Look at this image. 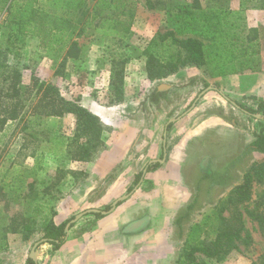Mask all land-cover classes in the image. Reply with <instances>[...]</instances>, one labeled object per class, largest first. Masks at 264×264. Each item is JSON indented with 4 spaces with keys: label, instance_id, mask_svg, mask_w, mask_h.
<instances>
[{
    "label": "rangeland",
    "instance_id": "374dc122",
    "mask_svg": "<svg viewBox=\"0 0 264 264\" xmlns=\"http://www.w3.org/2000/svg\"><path fill=\"white\" fill-rule=\"evenodd\" d=\"M126 1L135 9L133 19L120 17L124 27L130 25L129 33L123 39L103 37L89 25L84 34L73 37L81 47L79 60L66 59L69 45L46 51L37 38L20 37L16 43H12L14 40L10 42L9 34H14L16 28L8 26L6 15L0 12V50L11 52L6 53L0 68V106L6 110L16 108L19 115L0 132V264H28L34 246L44 238L47 223L65 225L66 228L77 215L87 210L108 212L116 200L129 195V190L134 191L138 186L139 191L129 197V204L126 201L122 205L133 207L144 203L145 207L138 210L137 216L147 215L151 235L159 232L169 235L162 238L173 251L169 252L167 262L178 264L184 238H179L180 225L176 222L185 215L186 206L199 197L202 209L194 211L191 218L183 222L184 236L205 215L219 210L231 187L241 183L248 170L263 163L253 153L247 152L243 158L241 155L245 153L246 143L248 145L253 135L261 131L264 123L255 117L245 116L219 93L210 92L208 98L197 103L182 125L172 128L175 140L169 147L167 162L164 165L153 164L144 177L137 179L151 161L163 159L165 125L190 108L200 93L207 89L205 81L217 85L213 84L205 68L193 69L189 74L191 78L187 72L180 80H150L147 73L149 55L167 61L159 35L176 29L177 24L173 21L175 11L186 6L206 7L209 0ZM94 5L95 2L90 0L89 8L80 15V19L93 14ZM243 7H264V0H243ZM109 13H100L92 26ZM228 34L236 33L231 30ZM16 51L19 53L17 58L14 57ZM241 68L242 62H234L224 70L235 73ZM15 71L21 75L18 83L31 88L11 99ZM121 71L124 72V84L119 88L122 101L118 103L116 84ZM42 82L55 86L65 99L80 98L81 105L92 112H97L100 106L110 111L108 116L102 114L104 145L93 152L92 158L78 160L87 139L79 135L74 116H48L50 107L42 102L45 88L38 91ZM184 84L187 85L180 86ZM161 85H173L174 90L159 95ZM226 96L249 109L258 105L255 97L238 95L236 91L231 90ZM215 101L222 108H215ZM219 110L226 113L229 128L215 130L206 138L219 143L224 136L221 144H210L205 148L194 144L189 151L191 157H176L174 146L186 129L200 124ZM100 111L104 113V110ZM226 144L230 146V157L224 156L229 154ZM216 154L223 157H212ZM230 167L233 168L229 176L230 187L222 184L211 188L212 183L220 181ZM113 186L115 191L111 189ZM253 193L256 197L240 208L252 243L248 247L240 243V250L223 262L197 255L195 263L263 264L260 236L264 232L260 231V222L253 220L247 211L263 216L264 190L255 188ZM225 215L229 216L228 213ZM100 220L96 214L85 215L72 225L69 235L64 237L65 245L71 239L93 232ZM145 222L147 220L136 222L130 229H140ZM218 223L216 220L206 233L207 241L215 238ZM61 250L62 247L56 250L49 243L42 245L40 250L37 249L38 264H71L72 255H63Z\"/></svg>",
    "mask_w": 264,
    "mask_h": 264
},
{
    "label": "trees",
    "instance_id": "16d2710c",
    "mask_svg": "<svg viewBox=\"0 0 264 264\" xmlns=\"http://www.w3.org/2000/svg\"><path fill=\"white\" fill-rule=\"evenodd\" d=\"M93 1L95 2L94 13L88 15L86 19H80V15L89 8L90 0H0V12L6 15L5 23L16 28L14 34H9L10 42L14 40L12 43H16L20 37H33L40 40L42 48L46 51H53L63 44L64 46L69 45L66 59L79 60L81 47L73 40L75 35L84 34L86 28L91 25L94 32L100 36L123 39L129 33L130 25L124 27L120 17L128 16L133 19L135 16V9L130 7L129 1ZM105 11L110 13L92 26L93 21L98 19V15ZM233 19L235 18L234 13L230 10V0H209L206 7L198 5L179 7L175 11L173 20L177 24L176 29L159 35V40L165 47L164 56L167 57V61L163 62L153 55H149L147 60L148 78L150 80L166 79L186 67L205 68L212 77L222 76L233 73L225 71L224 68H228L230 64L238 61L242 62L239 72L258 70L259 63L254 60L259 53V46L254 41L256 36L249 35L248 38L251 37V40L247 41L241 36L243 30L238 19ZM231 30L236 34H228L231 33ZM6 53L10 54L11 52L8 49L5 53L0 50V68L3 66ZM20 80L21 75L15 71L14 95H11V99L19 97L20 93L31 88L19 84ZM118 80L116 91L119 95L118 103H120L122 92L119 91V88L124 84L123 71L118 74ZM205 85L207 88L209 87V84L205 83ZM38 86V91L45 88L42 102L50 107L48 116L72 115L76 118L79 135L87 139L86 145L82 146L78 160L84 161L87 158H92L93 152L104 145L102 136L105 127L99 117L83 107L80 98L65 99L59 95L55 86L46 85L45 82ZM246 112L252 116H261L264 122V101L260 102L256 109H246ZM17 113L16 108L6 110L0 106V132L4 131L9 121L18 119ZM255 138L252 147L260 154H264V127L259 134L255 135ZM232 169L230 168L228 174L223 176L220 181H214L211 188L222 184L228 186ZM144 176V172H141L137 179ZM263 179L264 162L248 170L244 174L242 182L233 187L221 201L219 210L205 215L204 219L194 225L184 236L183 222L191 218L194 211L202 209L201 200L199 197H195L186 206L185 215L176 222L180 225L179 238L181 240L184 238V249L179 256L178 264H198L195 263L197 255L223 262L233 252L240 250V243H244L248 247L252 243V236L246 231L244 213L240 208L252 200L254 183ZM129 192H133V189H130ZM225 213H228L229 216L227 217ZM247 213L253 220H258L260 225L263 223V218L256 216L254 211H247ZM96 216L103 217L100 214H96ZM216 220L219 223L215 238L207 241L206 233L213 228ZM64 227L65 225L56 226L52 222L47 223L43 240L59 250L66 242ZM26 228L30 230L29 227ZM28 264L35 263L29 259Z\"/></svg>",
    "mask_w": 264,
    "mask_h": 264
},
{
    "label": "crops",
    "instance_id": "0c3cea01",
    "mask_svg": "<svg viewBox=\"0 0 264 264\" xmlns=\"http://www.w3.org/2000/svg\"><path fill=\"white\" fill-rule=\"evenodd\" d=\"M230 10L234 13L235 16H237L238 22L240 23L241 29L243 30L241 36H243V38H245L247 41L251 40V37L256 36V39L254 38V41L259 46V53L254 58V60L259 63L258 70L254 72L245 70L244 72L227 73L225 75L215 77H212L209 74V77L213 81V84H216L217 86L211 85V83H209L210 81H205V83L209 84L210 88L202 93L203 95L198 98V101L203 98H208V93L210 92L219 93L220 95H222V97H224L226 101H230V99L226 96V93H231L232 90L236 91V94L238 95L255 97L257 104H259L260 102L264 101V7L244 9L243 0H230ZM249 35L251 36L250 39L248 38ZM15 53L14 57L17 58L19 56V53L18 55L17 51ZM236 63L241 62L238 61ZM193 69L196 68H183L179 72L168 78L169 80H171L172 78L180 80L181 77L185 76V73L187 72L188 76L191 78L189 74L193 72L191 71ZM186 85L187 84L180 86ZM159 90H162V92L169 94L174 90V87L173 85H162L159 87L158 91ZM215 98L213 100H215ZM216 102L217 101H215V103ZM219 104V102L216 103L217 107L215 108H222L219 107L221 106ZM83 107L85 106L83 105ZM85 108L92 112L90 108ZM97 108V112L95 111L92 113L99 117L102 124H105L102 114L108 116L110 111H107V109L103 108L102 106ZM256 108L257 107H255V109ZM193 109H190L186 113H183V115H181L177 119H172L175 120V122H171L172 120H170L165 125L163 135L164 139L162 143L163 159L151 161L148 165H146L145 169L142 172L146 170L148 173V167L152 166L153 164L164 165L167 162V159L169 157V147L175 140V135L171 134V130L174 129V126L176 127L177 125L181 124L182 121L187 119L188 116L192 113ZM100 110H104V113ZM220 110L217 112V114L210 115L207 119H204L200 124H195L193 127L186 129V131L184 132V136H182L180 141H178V143L174 146V153H176V157H180L182 155L186 158L191 157L189 151L194 144H199L200 148H205L210 144L214 146L215 144L217 146L221 144L222 140L225 138L224 136H222V139H220L219 143L213 141L211 138H206V136L210 137V135H212L215 130H225L226 128H229L228 121L226 120L227 115ZM255 118L257 121L264 123L262 119H259L257 117ZM259 133L260 131L253 135V138L250 140L248 145L246 143L245 153L241 155L242 158L246 157L247 152H249L253 153L256 158L262 159V161L264 162V154H260L252 147V143L256 139L255 135ZM225 148L229 150V154H226L224 156L230 157L232 154L230 153V146L226 144ZM217 156L223 157L220 154H216L212 157ZM104 167L108 166L104 164ZM230 168L232 169V167ZM228 170L226 174H228ZM177 172L179 171L177 170ZM139 187L134 192L135 194L139 191ZM226 187H230V184H228V186ZM255 188H262L264 190V179L261 181H256L253 186L254 190ZM111 189L112 191H115L114 186ZM254 196L256 197L255 193H253L252 195V200ZM130 199L131 198L126 200L128 201V204L131 201ZM126 201L121 202L111 214L103 216L93 232L87 233L80 238L71 239L66 245L64 244V247L62 246L61 251L63 255H66L67 253L69 255H72V261L70 260L71 264H168L167 260L170 256L169 254H171L169 252L173 251L170 248L169 243L167 241L165 242L162 239L166 238L167 234L165 235L164 232H159L158 235H151L150 233H152V231L147 215H143L141 217L137 216L138 210H141L143 207H145L144 203L141 205L136 204L137 206L135 205L133 207H130L129 205H122ZM262 218L263 223L262 225H260V231L264 232V213ZM142 220H147V223L145 222L144 226L140 227V229H130V226ZM260 238V249L264 253V233L263 236L261 233Z\"/></svg>",
    "mask_w": 264,
    "mask_h": 264
},
{
    "label": "water",
    "instance_id": "95a60500",
    "mask_svg": "<svg viewBox=\"0 0 264 264\" xmlns=\"http://www.w3.org/2000/svg\"><path fill=\"white\" fill-rule=\"evenodd\" d=\"M203 95V94H202ZM200 95V97L202 96ZM195 106V104L193 105V107ZM255 117L261 119V116L259 115H255ZM171 122H175V120H172ZM170 122V123H171ZM147 171L145 170L144 171V174L146 175ZM139 187V186H138ZM138 187H136L134 189V191L132 193H130L129 195H126V196H123L121 198H119L118 200H116L113 204H112V207L110 209V211L108 212H105V211H101V210H98V209H90V210H87L85 211L84 213H81L79 215H77L70 223L67 224L66 228H65V233L66 235H69L70 233V229L72 227V225H75L79 220H81L85 215H88V214H102L103 216H107L109 214H111L112 212H114V210L118 207L119 203L121 202H124L126 200L129 199V197L138 189ZM44 244H48L45 240H42L41 242L39 243H36V245L34 246L33 250L31 251V254L29 256V259L32 260L35 264H38V256H39V253L37 251V249L39 248L40 250V247Z\"/></svg>",
    "mask_w": 264,
    "mask_h": 264
},
{
    "label": "flooded vegetation",
    "instance_id": "af4514ba",
    "mask_svg": "<svg viewBox=\"0 0 264 264\" xmlns=\"http://www.w3.org/2000/svg\"><path fill=\"white\" fill-rule=\"evenodd\" d=\"M162 86V85H161ZM204 86L206 87V85H205V82H204ZM207 88V87H206ZM208 88H210V87H208ZM208 88L207 89H205V90H203L201 93H200V95H202V93H204L206 90H208ZM158 94L159 95H165L166 93H164V92H162V90H159V92H158ZM200 95L195 99V101H194V103L190 106V108L188 109V110H190V109H193L196 105H197V103L199 102L198 100V98L200 97ZM229 103H231L232 105H234V107H236V109H238L242 114H246V115H248V116H250V117H255V115L254 116H252V115H250V114H247V112H246V109H249V108H246L245 106H242V105H239L238 103H235V102H233V101H228ZM195 104V106L193 107V105ZM187 110V111H188ZM186 111V112H187ZM185 112V113H186ZM234 124V123H233Z\"/></svg>",
    "mask_w": 264,
    "mask_h": 264
}]
</instances>
